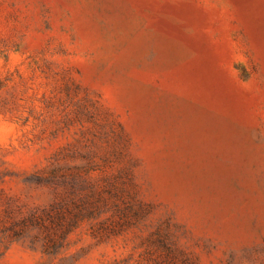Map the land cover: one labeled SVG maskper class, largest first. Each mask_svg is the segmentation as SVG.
Wrapping results in <instances>:
<instances>
[{
	"label": "rangeland",
	"instance_id": "obj_1",
	"mask_svg": "<svg viewBox=\"0 0 264 264\" xmlns=\"http://www.w3.org/2000/svg\"><path fill=\"white\" fill-rule=\"evenodd\" d=\"M0 264H264V0H0Z\"/></svg>",
	"mask_w": 264,
	"mask_h": 264
}]
</instances>
